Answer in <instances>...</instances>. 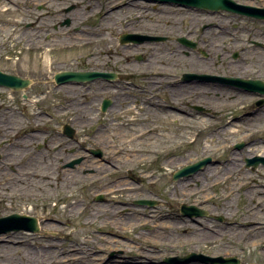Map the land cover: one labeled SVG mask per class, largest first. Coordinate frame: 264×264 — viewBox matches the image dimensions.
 Here are the masks:
<instances>
[{
	"label": "rangeland",
	"instance_id": "obj_1",
	"mask_svg": "<svg viewBox=\"0 0 264 264\" xmlns=\"http://www.w3.org/2000/svg\"><path fill=\"white\" fill-rule=\"evenodd\" d=\"M71 4L77 8L61 10ZM258 4L264 5V1ZM153 5L143 0H0V69L30 78L25 93L32 99L39 98L40 102L35 103L49 114L58 113L60 124L71 122L69 117L74 118L73 122H97L94 119L100 115V121L91 126L95 129L82 131L87 135L84 140L90 141L101 125L105 127L99 135L113 134L105 137L107 162L80 161L77 168H64L66 160L47 156V149L34 155L35 146L30 142L19 140L16 145L20 148L11 149L10 143L2 142L5 136L0 130V177L11 178L0 179V217L18 212L36 217L41 223L37 234L20 229L0 236V264H44L52 257H61L54 263L59 264L71 259L67 255L71 249L82 253L66 264L227 263L226 259L197 260L194 256L198 253L238 258L239 264H264V224L255 223L257 219L264 220V161L254 170L246 167L242 173L229 172L233 167L242 169L243 161L238 160L244 155L264 156V104H255L264 95H253L217 81L177 83L185 74L234 78L253 75L257 68L260 71L253 76L264 79V52H253L257 56L253 55L254 60L249 62L244 56L247 27L264 30V22L235 17L237 29L230 31L236 33L215 34L209 43L214 50L202 60L175 40L160 46L155 41L121 44L122 32L136 35L155 29L186 33L201 18L198 15L204 16L191 8H182L184 13L180 15L166 14L160 9L180 8ZM102 14L106 17L103 20ZM90 15L93 16L86 23L76 26L77 31L61 25L68 18L73 21L72 26L78 25ZM119 18L123 21L118 25ZM196 36L193 33L189 38ZM261 41L264 43V36ZM119 60H123V68L117 63ZM89 66L118 69L123 81L112 83L97 78L86 90L83 83L54 86L55 72ZM169 67L177 72H167ZM196 68L205 72H194ZM167 82L172 87H166L163 98H152V88L161 91ZM42 90L46 93L40 97ZM23 91L0 87V129L10 112L20 124V110L26 107L30 115L39 111L23 98ZM184 93L192 98L189 103L195 102L204 109L162 106L164 98L177 107L185 105L178 99ZM104 97L114 103L106 114H99L98 106ZM61 109L72 112L65 116ZM78 109L84 111L77 113ZM239 113L243 115L233 121V115ZM51 119L39 117L36 122L42 126V122ZM152 129L157 135L147 134ZM136 131L147 135L134 139L131 134ZM239 139L245 141L244 148L240 144L237 148L242 149H232V143ZM117 146L121 153L115 151ZM207 157L211 160L202 170L174 178L178 169ZM12 162L17 166L11 168ZM218 173L229 177L218 184L217 179L213 182V177H207L212 174L218 178ZM30 174L28 178L20 177ZM186 179L192 182L181 190L179 182ZM240 181L245 185L240 187ZM124 182L133 184L135 189L96 199L101 192ZM140 200H155L156 204L137 203ZM255 202L262 203L256 207ZM183 204L197 205L210 215L197 217V223L191 221L194 228L185 226L189 219L181 213ZM213 209L215 214L229 210L222 221L213 217ZM166 222H178V226L160 229L161 235H157L154 224Z\"/></svg>",
	"mask_w": 264,
	"mask_h": 264
},
{
	"label": "flooded vegetation",
	"instance_id": "obj_2",
	"mask_svg": "<svg viewBox=\"0 0 264 264\" xmlns=\"http://www.w3.org/2000/svg\"><path fill=\"white\" fill-rule=\"evenodd\" d=\"M143 1L148 2L147 0H143ZM234 1H236L237 3L243 4V5L254 6V5H256V4H258L264 0H257L258 3H256L255 0H248V2L250 1V3H242L241 2L242 0H234ZM251 4H253V5H251ZM153 6H156V4H154ZM263 6L264 5L258 4L255 7H263ZM68 8L69 9L71 8V11H72L73 9L77 8V6L75 4H71ZM193 10L201 11L204 14V16L198 15L201 18H199L197 23L192 25L191 28H189L190 30H188L186 33H178L176 31L166 32V31L155 30V29H148L146 32L144 31V32H138V33L140 35L151 36V39H153V40H148V41L149 42L155 41L156 43H158L157 44L158 46H160L159 44H161V43L167 44L169 41L175 40V42L178 43L179 46L187 47L185 42L181 41L182 38H185L190 43V45H188V47H192L191 51L196 54L197 58L202 60L203 59V56H202L203 53H205L207 55H211V54H209L208 51L211 52L214 50V47L212 45H209V43L212 42V39H215L216 36H219L221 33L230 32L231 28L237 29V24L233 23L235 17L243 18V16H244V15H241L239 13L229 12V11H225V10H218V11L217 10H211V9H193ZM160 11L164 12L166 14L178 13V15H180V14L184 13L182 10L160 9ZM92 16L93 15L83 17L79 21L80 24H78V25L74 24L73 26H72L73 21H71V19L68 18L66 20H63L61 22V25H67V26H69L68 28H71V30L77 31L78 27H76V26H80L81 24L86 23ZM105 18L106 17L102 14L101 19L103 20ZM137 18H142V15H138ZM251 18L259 19L256 17H251ZM259 20L264 22L263 19H259ZM122 21H123V18H119L117 20L118 25H119V23H122ZM125 22L128 23L129 21H125ZM262 27H264V26H262ZM247 31H248L247 32L248 36L246 38V41H247L248 45L244 46V49H245L244 56L246 57V58L245 57L244 58L246 60H248L247 62H249V61L254 60V58L257 56V54L260 55L259 51L264 52V43L261 41V38L264 36V30H262V29L258 30L256 27H247ZM193 33H195L197 36L195 37V39H190L189 36H191V34H193ZM121 34H123V32ZM215 34H216V36H215ZM198 35H201V36L198 37ZM136 39H144V37L132 36L127 41V42H129L128 45L140 44V43L146 41V40H136ZM134 40H136V41H134ZM119 42L121 44H124V42L121 41V35L119 37ZM191 45H193V46H191ZM203 45H206V47ZM248 46H250V47H248ZM253 52H256L257 54L253 53ZM236 54L239 55V52H237ZM253 55H254V58H253ZM139 57H141V56H137L136 58L139 59ZM244 58H242V60ZM141 59H142V57H141ZM117 63L120 64L123 68V60H119V61H117ZM122 68H120V69H122ZM163 68H166V67H163ZM169 68H167V72H169V71L177 72L175 68H170V69ZM85 69H92L94 71L98 70V71H102V72H106V73H112L114 75L112 79L100 77V78H104L107 81L112 82V83L123 81L122 73L118 69L114 70V69H108V68H97L94 66H89L88 68H85ZM186 69H188V68H186ZM188 70H191V69H188ZM199 71L200 70L197 68L194 69V72H199ZM202 71L205 72V70H202ZM202 71H200V72H202ZM259 71H260V69L257 68L255 70V72H253V75L256 73H259ZM163 73H166V72H163ZM253 75L248 74V75H245V77L239 76V77H234V78H242L243 80H251L252 82L256 81V80L264 81V79L256 78ZM156 76L161 77L162 75H156ZM135 78H136V76L133 77V79H135ZM185 78H187L185 75L180 76V78L178 79L179 81L177 83L178 84H180V83L181 84H189L191 82L192 83L193 82L198 83L199 81L202 80V79H199L196 77H192L189 79H185ZM96 79L93 81L85 82L83 88H85V90L90 89L91 88L90 84L92 82H95ZM252 82L247 86L248 88H245L244 86H241L240 84H237V83L229 84V85L233 86L237 89H242L245 92H250L253 95L263 96L264 93L262 94L263 90H261V87L258 84H255ZM73 83H75V82H73ZM75 84L78 85V84H82V83H75ZM171 85H172V83L167 82V84L162 88V90L158 91V92H156V90L154 88H152L151 97L152 98L153 97L154 98L159 97L160 99H162L163 93L165 92V90H167L166 87H168V86L172 87ZM54 86H55V84H54ZM112 86H114V85H112ZM45 93H46V90L40 91L39 92L40 97H42ZM188 96H189V94L186 95V93H184L178 97V99H180V102L182 104L185 103V105H179V107H177L176 105H172L171 103H168V101H170V100H167L166 98H164L166 101H165V103L162 104V106L164 108L171 107V108H175V109H183V107H190L191 109H197L199 107V105H196L195 102L189 103L190 102L189 100H191L192 98L188 99L189 98ZM106 99L110 100L112 102L111 106H113L114 100L109 98V97H104L103 99H101L100 105L98 106V109H99L98 113L99 114L104 113V111L102 110V105ZM255 104L257 106L263 105L264 104V98L256 99ZM35 106L39 111L38 112H32L31 115L29 114L30 112L26 109V107L23 108V110L19 111L21 119H22V122L20 124H17L16 121H14L15 117L13 116V114L11 112L9 113L8 120L4 123L3 128L0 129L3 131V134L5 136L4 141H2V142L10 143L11 149L12 148H20L19 145H16V144H19V140L30 142L35 146L34 155H36V156L38 154H41V151L43 149H47V154H46L47 156H59L62 161L66 160L65 163H63L64 168H68L67 164L73 160H76V159H81L82 162L83 161L86 162L88 160H96V159L99 162L107 160V157H108L107 143H108V141H106L105 137L108 134L107 135H105V134L99 135L100 129H104L105 125L99 126L98 129L96 131H94V135H92L90 141L84 140L83 137H86L87 135H85V133L82 134V131H85L87 128L95 129V128H91V126L98 123V121L97 122H94V121L73 122L74 118L69 117V120H71V122H66V123L60 124L59 119L61 117L58 113H56V115L53 116V115L49 114L48 110L45 109V107H43L41 104H35ZM111 106H109V107H111ZM109 107L107 108V110H109ZM52 110H54V107L51 108V111ZM61 111H62V114L65 116L70 115L72 112L70 109H61ZM83 111H84V109H78L77 113L83 112ZM39 117H47V118H52V119H51V121L42 122V123H45V125L38 126L36 121H38L37 119ZM62 118H64V116ZM53 119H55V120L53 121ZM236 119H238V118H235V120ZM67 123L70 124L71 127L73 128V129H71V132H69V133L65 132V129H64V126ZM41 136H44L46 138L40 139ZM108 137H109V135H108ZM54 140H57V141H55L53 143ZM238 141H243V140L239 139V140H237V142ZM245 144H246L245 141H243V147L245 146ZM233 148L236 149L235 144L233 145L232 149ZM64 156H69V157L66 158ZM248 158H250V157H244V158H241L238 160L239 162L243 161L242 169L233 167V169L229 172L239 171V173L240 172L242 173V170L244 168L249 167V166H247V163H246ZM258 164L259 163L255 164L252 167L250 166V167L254 170V168L256 166H258ZM78 165H81V164L79 163ZM229 172H227V173H229ZM226 175H228V174H226ZM106 191L107 190H105L101 193L105 196L104 192H106ZM104 196L101 200L104 199ZM97 198L98 197H96V199ZM260 205L261 204H259L258 207ZM228 210L227 211L224 210V212L228 213ZM253 215H255V214H253ZM213 217L216 219H219L222 216H220V213H218V214L214 215ZM223 219H224V217H223ZM255 223L256 224H258V223L264 224V220L260 221L257 219V221ZM252 224H254V223H252Z\"/></svg>",
	"mask_w": 264,
	"mask_h": 264
},
{
	"label": "water",
	"instance_id": "obj_3",
	"mask_svg": "<svg viewBox=\"0 0 264 264\" xmlns=\"http://www.w3.org/2000/svg\"><path fill=\"white\" fill-rule=\"evenodd\" d=\"M155 1H160L164 3L166 2L178 3L180 5L193 6V7L195 6L215 7V5H217V7H225L227 0H155ZM259 10L264 12L263 9H259ZM255 15L264 18V14L263 15L255 14ZM97 75H100V73L65 71V72L57 73L55 75V80L58 84H63V83L71 82V80H77V81L90 80ZM30 83H31L30 79H25L14 74H9L0 69V86H5L15 90H20L23 88H27ZM208 161L209 159H204L193 165H189L184 169L179 170L175 174V178H179L182 175H187L192 172H196ZM195 213L198 214L199 212L197 211ZM20 223H24V224L21 225ZM21 226L33 231L38 230L37 220L32 217L13 215L7 218H0V234L5 233L11 229H20ZM175 260L179 261V259H175Z\"/></svg>",
	"mask_w": 264,
	"mask_h": 264
},
{
	"label": "bare ground",
	"instance_id": "obj_4",
	"mask_svg": "<svg viewBox=\"0 0 264 264\" xmlns=\"http://www.w3.org/2000/svg\"><path fill=\"white\" fill-rule=\"evenodd\" d=\"M152 133H154L155 134V130L154 129H152V130H150V132L149 133H147L148 135H151ZM145 134V132L143 131V132H140V131H136V132H134V133H132L131 134V137H134V139H141L142 137H143V135ZM147 134H145V135H147ZM155 135H157V134H155ZM128 139V138H127ZM134 154V153H133ZM130 159V158H129ZM130 160H132V159H130ZM129 163H132V161H128ZM214 170H212L211 172H213ZM29 176H31V174L30 175H26V176H20L21 178H23V177H26V178H28ZM207 176V175H206ZM208 178H212L213 179V182H214V180L215 179H217L216 181H218V180H223V179H225L224 177H225V175H223V174H219L218 175V178H217V176L216 177H214L212 174H208V176H207ZM222 178V179H221ZM0 179L1 180H4V179H11V178H9V177H7V176H1L0 177ZM194 179H196L195 181H197L198 180V178H194ZM185 181V182H184ZM188 181V182H187ZM189 181L190 182H192V180L191 179H186V180H183V181H180L179 182V185H181V186H179L180 187V189L181 190H184L185 189V186H186V184L187 183H189ZM215 181V182H216ZM183 182V183H182ZM241 182V181H240ZM245 183L246 182H241L240 184H239V186L240 187H242L243 185H245ZM193 184V183H192ZM130 189H135V187L133 186V184H129V183H127V182H124L123 184H121V185H116V186H112V188L111 189H109V190H107L106 192H104V193H117V192H119V191H121V190H130ZM73 209H75V208H73ZM80 209H78L77 211H79ZM95 215H98L97 213H95ZM95 219V218H94ZM195 222V223H197L198 222V220H196V219H194V218H190L189 220H187V222L185 223V226L186 225H188V227H191V228H194L195 226H193V225H191V223L190 222ZM139 225H143V224H140L139 223ZM178 226V222H173V223H165V224H163V225H161V224H159V223H155L154 224V229H155V231L154 232H156V234L157 235H161V233L159 232V230L160 229H165V228H167V230H170V229H175L176 227ZM157 230V231H156ZM13 236V234L11 235V236H8V237H12ZM82 252L80 251V250H75V249H71V254H67L68 256L69 255H71V259L69 258V259H64V260H62L59 264H66V263H70L73 259H75V257L76 256H78V255H80ZM30 254L32 255L33 253H32V251L30 252ZM28 256H30V255H28ZM61 257H59V258H51L50 260H47V261H45L44 262V264H54V263H58L57 261H58V259H60ZM116 261V260H115ZM108 262V264H113V263H115V262H109V261H107Z\"/></svg>",
	"mask_w": 264,
	"mask_h": 264
}]
</instances>
